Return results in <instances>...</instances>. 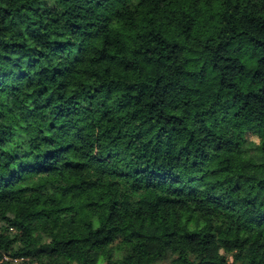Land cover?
Returning a JSON list of instances; mask_svg holds the SVG:
<instances>
[{
    "label": "trees",
    "instance_id": "16d2710c",
    "mask_svg": "<svg viewBox=\"0 0 264 264\" xmlns=\"http://www.w3.org/2000/svg\"><path fill=\"white\" fill-rule=\"evenodd\" d=\"M264 264V0H0V264Z\"/></svg>",
    "mask_w": 264,
    "mask_h": 264
},
{
    "label": "rangeland",
    "instance_id": "374dc122",
    "mask_svg": "<svg viewBox=\"0 0 264 264\" xmlns=\"http://www.w3.org/2000/svg\"><path fill=\"white\" fill-rule=\"evenodd\" d=\"M14 264H22L21 262H15ZM160 264H169V263H160Z\"/></svg>",
    "mask_w": 264,
    "mask_h": 264
},
{
    "label": "built area",
    "instance_id": "2783aa9c",
    "mask_svg": "<svg viewBox=\"0 0 264 264\" xmlns=\"http://www.w3.org/2000/svg\"><path fill=\"white\" fill-rule=\"evenodd\" d=\"M15 262H17V261H15Z\"/></svg>",
    "mask_w": 264,
    "mask_h": 264
}]
</instances>
